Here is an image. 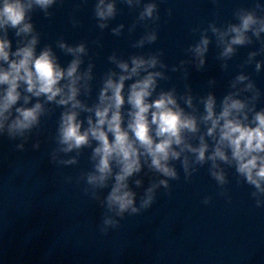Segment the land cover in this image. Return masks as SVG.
<instances>
[{
    "label": "clouds",
    "instance_id": "clouds-1",
    "mask_svg": "<svg viewBox=\"0 0 264 264\" xmlns=\"http://www.w3.org/2000/svg\"><path fill=\"white\" fill-rule=\"evenodd\" d=\"M120 2L130 12L138 10L128 33L138 26L144 28L131 47L144 49L154 44L161 20L157 0ZM62 3L0 0V137L18 140L15 149L23 151L34 131L40 135L43 118L61 109L49 160L56 166L78 165L84 150L90 149V168L81 170L76 181H83L84 194L103 209L98 228L104 235L119 228L126 214L134 216L151 208L161 187L170 195V181L180 179L177 162L185 180L207 165L219 195L228 201V169H234L236 183L248 185L255 206L264 208V107L258 108L264 93L252 74L243 70L252 64L257 74L264 69V59H257L264 56V4L252 0L250 7L233 10V20H210L206 27H193L192 33L199 38L185 48L186 58L172 65L162 59L161 48L131 52L127 57L113 51L107 57L113 67L100 76L93 99L96 65L88 41L69 43L61 36L55 48L46 43L38 49L41 33L33 13L40 11L51 18L50 9ZM117 3L94 0L93 17L101 31L109 29L116 18ZM167 15L171 17V8ZM71 22L73 27L80 24L75 15ZM125 27L121 22L110 32L121 36ZM213 42L222 71L229 69V61L240 48L259 44L248 51L239 65L241 71L229 80L228 91L219 101L211 90L194 93L188 82L189 65L203 70ZM91 43L102 47L99 39ZM56 49L71 57L66 65ZM169 72L181 74L183 91L175 83L161 86V81L172 80ZM215 84V77L208 80L210 89ZM40 144L36 139L32 148L38 150ZM144 177H148L147 187ZM72 179L66 177V181ZM211 199L205 196L203 203Z\"/></svg>",
    "mask_w": 264,
    "mask_h": 264
},
{
    "label": "water",
    "instance_id": "water-1",
    "mask_svg": "<svg viewBox=\"0 0 264 264\" xmlns=\"http://www.w3.org/2000/svg\"><path fill=\"white\" fill-rule=\"evenodd\" d=\"M157 2L161 16L158 40L144 49L131 47L144 28L138 26L131 34L127 30L138 10L130 12L120 0L116 18L103 31L93 17L94 0H63L50 9L51 18L34 12L33 20L41 33L38 49L46 43L55 48V41L61 36L69 43L88 41L89 55L96 65L94 99L100 76L113 67L107 61L113 51L127 57L131 52L161 48L162 59L172 65L186 58L185 48L199 38L198 33H192L193 27H206L210 20L217 23L233 20L236 7L252 5V0ZM260 3L264 4V0ZM169 8L171 17L167 15ZM73 15L80 20L76 27L71 22ZM121 22L126 25L123 35H113L110 28ZM96 39L102 47L91 43ZM258 46L257 43L240 48L229 61V69L222 71L213 42L203 70L189 65L188 82L194 93L203 95L211 90L219 101L228 91L229 80L241 71L239 65L248 51ZM56 52L62 64L71 59L59 49ZM254 67L247 65L243 70L252 74L264 93V69L257 74ZM169 75L172 80L161 81V86L168 88L175 83L178 91H183L181 74L169 72ZM212 77L216 84L210 89L208 80ZM259 107H264V95ZM60 111L55 108L43 118L40 135L34 131L23 151L15 149L18 140L0 137V264H264V208L255 206L248 185L236 183L234 169H228L227 188L231 196L228 201L219 195L220 189L208 174L207 165L185 180L177 162L180 179L170 181V195L161 187L151 208L134 216L126 214L119 228L101 234L98 226L103 209L84 194L83 181H76L81 170L90 168V149L84 150L78 165L56 166L49 160L48 154L55 147L52 137ZM36 139L41 141L38 150L32 148ZM67 176L73 179L66 181ZM148 182V177H144V187ZM205 196L212 197L210 203H203Z\"/></svg>",
    "mask_w": 264,
    "mask_h": 264
}]
</instances>
